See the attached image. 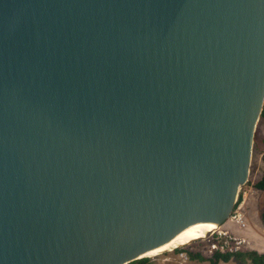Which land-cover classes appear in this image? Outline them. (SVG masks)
Segmentation results:
<instances>
[{
	"label": "water",
	"instance_id": "95a60500",
	"mask_svg": "<svg viewBox=\"0 0 264 264\" xmlns=\"http://www.w3.org/2000/svg\"><path fill=\"white\" fill-rule=\"evenodd\" d=\"M263 111L264 0H0V264L221 227Z\"/></svg>",
	"mask_w": 264,
	"mask_h": 264
},
{
	"label": "rangeland",
	"instance_id": "374dc122",
	"mask_svg": "<svg viewBox=\"0 0 264 264\" xmlns=\"http://www.w3.org/2000/svg\"><path fill=\"white\" fill-rule=\"evenodd\" d=\"M264 174V119L260 120L257 127L255 144L250 168L248 183L243 186L238 195L236 211L243 217L245 226H238L227 220L222 225V231H229L232 238H243L247 240L245 246L237 251H257L264 253V192L254 188V183L261 179ZM241 199V200H240ZM235 207V208H236ZM221 228V227H220ZM220 231V229L218 230ZM215 233V232H214ZM213 233V234H214ZM218 234H214L215 240ZM211 238H204L191 242L188 245L181 246L186 252L176 253V248L172 251H165L162 254L151 257L152 264H210L191 260L189 252H201L206 258L212 256L210 252L212 243ZM224 241V239H219ZM204 242V243H201ZM198 244H201L200 247ZM131 264V263H128ZM219 264H252L250 260L232 259L229 262H220Z\"/></svg>",
	"mask_w": 264,
	"mask_h": 264
},
{
	"label": "trees",
	"instance_id": "16d2710c",
	"mask_svg": "<svg viewBox=\"0 0 264 264\" xmlns=\"http://www.w3.org/2000/svg\"><path fill=\"white\" fill-rule=\"evenodd\" d=\"M264 119V111L262 113V118ZM254 188L257 190H261L264 192V174L260 180L254 183ZM241 200V199H240ZM264 221V215H263ZM204 243V242H201ZM202 247L201 244H198ZM176 253L186 252L185 248H179L175 250ZM189 257L191 260L199 261V262H209L210 264H219L220 262H229L232 259L238 260H250L252 264H264V253H258L257 251H240L235 253L230 252H221L215 251L211 257L206 258L201 252H189ZM131 264H152L150 258H144L141 260H137L132 262Z\"/></svg>",
	"mask_w": 264,
	"mask_h": 264
},
{
	"label": "built area",
	"instance_id": "2783aa9c",
	"mask_svg": "<svg viewBox=\"0 0 264 264\" xmlns=\"http://www.w3.org/2000/svg\"><path fill=\"white\" fill-rule=\"evenodd\" d=\"M237 204V202H236ZM235 204V207H236ZM233 209V211L230 214L229 219L231 222L238 226H245V223L243 222V217L241 214H238L236 209L237 207ZM220 229V231H218ZM214 234H218L215 240ZM210 236L212 243L210 252L213 254L215 251H221V252H237V250H240L243 246L246 245L247 240L243 238H232L230 236L229 231H222V227L216 229L215 233ZM219 239H224V241H220Z\"/></svg>",
	"mask_w": 264,
	"mask_h": 264
},
{
	"label": "bare ground",
	"instance_id": "6f19581e",
	"mask_svg": "<svg viewBox=\"0 0 264 264\" xmlns=\"http://www.w3.org/2000/svg\"><path fill=\"white\" fill-rule=\"evenodd\" d=\"M260 123V122H259ZM237 202V201H236ZM230 216L226 217V220L229 219ZM218 227L216 225H213L211 226L210 228L196 234V235H193V236H190V237H187V238H184V239H181V240H178V241H175L173 243H170L169 245L165 246L164 248H162L160 251H158L157 253H155L154 255H152L151 257H154V256H157V255H160L162 254V252H165V251H172L176 248H179L181 246H185V245H188L190 244L191 242H195L197 240H200V239H204L205 237H207V231L209 232L210 229H213L212 231H214L215 229H217ZM211 231V230H210ZM211 231V232H212Z\"/></svg>",
	"mask_w": 264,
	"mask_h": 264
},
{
	"label": "clouds",
	"instance_id": "9594fccd",
	"mask_svg": "<svg viewBox=\"0 0 264 264\" xmlns=\"http://www.w3.org/2000/svg\"><path fill=\"white\" fill-rule=\"evenodd\" d=\"M238 199V198H237ZM227 221V220H226ZM222 227V226H221ZM220 228V227H219ZM237 252H240V251H237ZM230 253H235V252H230Z\"/></svg>",
	"mask_w": 264,
	"mask_h": 264
}]
</instances>
